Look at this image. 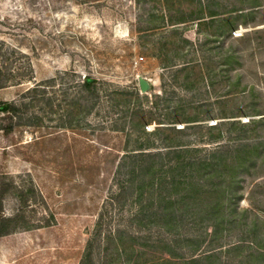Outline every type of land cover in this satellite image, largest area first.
<instances>
[{
  "label": "rangeland",
  "instance_id": "1",
  "mask_svg": "<svg viewBox=\"0 0 264 264\" xmlns=\"http://www.w3.org/2000/svg\"><path fill=\"white\" fill-rule=\"evenodd\" d=\"M5 103L18 111L0 110V217L20 219L4 223L0 264H81L90 240L95 264L187 260L151 250L174 237L132 221L142 205L122 164L170 142L210 149L208 127L264 119V0H0ZM224 134L264 137V125ZM255 173L239 206L264 236V164Z\"/></svg>",
  "mask_w": 264,
  "mask_h": 264
},
{
  "label": "trees",
  "instance_id": "2",
  "mask_svg": "<svg viewBox=\"0 0 264 264\" xmlns=\"http://www.w3.org/2000/svg\"><path fill=\"white\" fill-rule=\"evenodd\" d=\"M96 84L95 79L86 76L82 87L96 95ZM0 110L3 114L18 111L12 103L3 104ZM258 125L263 126L264 119L248 123L234 120L210 126L207 131L216 134H211L205 144H218L210 149L170 142L164 146L165 151L146 152L148 149L141 148L127 152L125 160L132 167L124 166V162L122 167L133 185L131 195L136 194L142 205L132 221L139 227H156L165 237H174V241L160 239L150 246L151 250L166 253L173 259L187 258L179 262L153 255L144 264H264V236L258 229L259 219L253 216L249 224L248 212L239 206L245 181L253 179L255 169L264 164V137L256 134L255 139H251L238 135L234 140L221 143L224 133L229 136L236 128ZM159 132L161 128L155 130V135ZM263 185L258 183L255 187ZM121 189L128 192L125 187ZM2 199L0 196V205ZM19 219V216L0 217V237L14 230L6 228L4 223H16ZM208 227L214 231L207 242ZM232 235H236L237 243L220 249L231 243ZM118 237L123 247L122 234ZM248 241L256 248L248 245ZM117 245L118 259L124 257L123 261H129L134 255L133 248L127 254L125 247ZM202 246H206V252L194 258ZM94 250L95 242L90 240L81 264H95ZM137 264H143L139 258Z\"/></svg>",
  "mask_w": 264,
  "mask_h": 264
},
{
  "label": "water",
  "instance_id": "3",
  "mask_svg": "<svg viewBox=\"0 0 264 264\" xmlns=\"http://www.w3.org/2000/svg\"><path fill=\"white\" fill-rule=\"evenodd\" d=\"M138 81L142 93H147L151 89V84L142 76L138 78Z\"/></svg>",
  "mask_w": 264,
  "mask_h": 264
}]
</instances>
